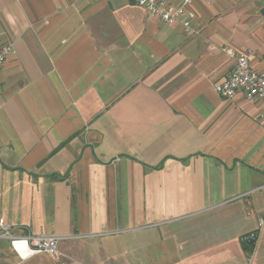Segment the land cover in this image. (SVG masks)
<instances>
[{
  "label": "crops",
  "instance_id": "crops-1",
  "mask_svg": "<svg viewBox=\"0 0 264 264\" xmlns=\"http://www.w3.org/2000/svg\"><path fill=\"white\" fill-rule=\"evenodd\" d=\"M263 6L193 0L189 33L133 0H0V215L61 237H0V264H264V107L215 90L226 49L264 72Z\"/></svg>",
  "mask_w": 264,
  "mask_h": 264
},
{
  "label": "built area",
  "instance_id": "built-area-1",
  "mask_svg": "<svg viewBox=\"0 0 264 264\" xmlns=\"http://www.w3.org/2000/svg\"><path fill=\"white\" fill-rule=\"evenodd\" d=\"M143 7L150 16L159 18L166 24L179 23L189 33H195V14L189 6L193 0H182L174 4L169 0H133ZM228 54L235 56L236 61L228 77L215 84V90L227 99H233L238 92H243L249 101L260 102L264 107V72L257 71L251 65V53L235 54L232 49H226ZM14 53L13 44L0 47V69L4 66L9 55ZM260 123L264 127V110L260 116ZM263 220L261 219L260 225ZM0 237L7 238L13 250L21 259H26L38 253H48L59 256L58 235L28 234L18 236L12 233V225L0 215ZM258 232L253 231L245 236L247 241H256Z\"/></svg>",
  "mask_w": 264,
  "mask_h": 264
},
{
  "label": "trees",
  "instance_id": "trees-1",
  "mask_svg": "<svg viewBox=\"0 0 264 264\" xmlns=\"http://www.w3.org/2000/svg\"><path fill=\"white\" fill-rule=\"evenodd\" d=\"M244 248H245V251L247 252L248 256H250L255 248V245H256V241H247V240H244Z\"/></svg>",
  "mask_w": 264,
  "mask_h": 264
},
{
  "label": "water",
  "instance_id": "water-1",
  "mask_svg": "<svg viewBox=\"0 0 264 264\" xmlns=\"http://www.w3.org/2000/svg\"><path fill=\"white\" fill-rule=\"evenodd\" d=\"M261 11H262V14L264 15V6H263V8H262V10H261Z\"/></svg>",
  "mask_w": 264,
  "mask_h": 264
}]
</instances>
